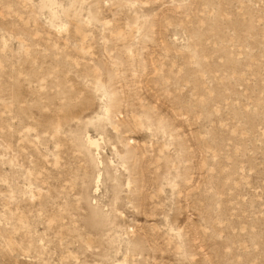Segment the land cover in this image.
I'll list each match as a JSON object with an SVG mask.
<instances>
[{
  "label": "rangeland",
  "instance_id": "1",
  "mask_svg": "<svg viewBox=\"0 0 264 264\" xmlns=\"http://www.w3.org/2000/svg\"><path fill=\"white\" fill-rule=\"evenodd\" d=\"M0 264H264V0H0Z\"/></svg>",
  "mask_w": 264,
  "mask_h": 264
}]
</instances>
